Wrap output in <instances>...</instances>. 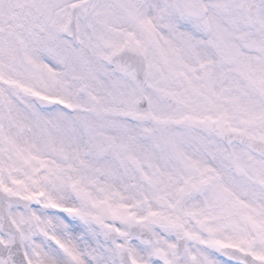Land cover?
<instances>
[{
    "label": "snow or ice",
    "instance_id": "obj_1",
    "mask_svg": "<svg viewBox=\"0 0 264 264\" xmlns=\"http://www.w3.org/2000/svg\"><path fill=\"white\" fill-rule=\"evenodd\" d=\"M0 264H264V0H0Z\"/></svg>",
    "mask_w": 264,
    "mask_h": 264
}]
</instances>
